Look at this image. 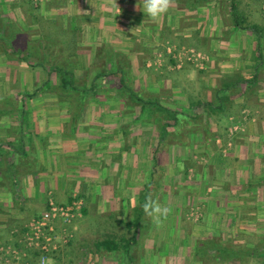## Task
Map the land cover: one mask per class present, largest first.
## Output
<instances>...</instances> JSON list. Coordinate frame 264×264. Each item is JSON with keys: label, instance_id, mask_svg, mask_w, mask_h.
Returning a JSON list of instances; mask_svg holds the SVG:
<instances>
[{"label": "rangeland", "instance_id": "rangeland-1", "mask_svg": "<svg viewBox=\"0 0 264 264\" xmlns=\"http://www.w3.org/2000/svg\"><path fill=\"white\" fill-rule=\"evenodd\" d=\"M186 1L175 0L167 14L152 22L142 0H116L118 15L110 0H0L4 21H17L32 40L57 42L61 57L86 88L95 78L93 64L102 69L107 51L119 54L114 64L123 73L96 79L101 91L87 99L92 112L83 115L113 119L114 112L104 114L99 107L120 104L125 125L138 117L137 130L146 142L138 146L140 155L146 148V158L159 156L142 165L146 171L147 165L154 170L158 164V181L139 177V192L126 193L127 203L115 198L106 202L107 210L89 207L75 232L68 231L71 239L54 256L56 264H264V0H206L203 7L210 10L199 15ZM233 19L242 28L234 35ZM189 50L204 58L203 69L182 56ZM60 78L56 73L50 77L55 85ZM47 81L49 71L35 61L27 66L0 56V108L70 106L46 91L33 99L18 95H31ZM123 83L159 101L160 108L189 118L178 133L173 127L166 130L164 138L159 119L146 113L139 118L137 101ZM207 104L224 110L212 113ZM58 114L74 119L70 112ZM22 115L23 110L10 117ZM149 194L171 209L160 226L142 210ZM233 202L247 211L232 212ZM137 220H150L148 229ZM119 237L130 244V257L92 255L97 241ZM248 250L262 255H244ZM12 258L0 253V264L16 263Z\"/></svg>", "mask_w": 264, "mask_h": 264}, {"label": "crops", "instance_id": "crops-1", "mask_svg": "<svg viewBox=\"0 0 264 264\" xmlns=\"http://www.w3.org/2000/svg\"><path fill=\"white\" fill-rule=\"evenodd\" d=\"M204 8L203 2L198 1V15L210 10ZM210 20L204 21L208 24ZM233 20L230 32L234 35L239 27L242 28L239 26L241 21ZM253 30L258 34L256 28ZM234 44L239 45V40ZM23 94L20 92L18 95L23 98ZM60 106L0 108V114L7 115L0 118V244L17 247L20 256L12 259L16 261L14 264H40L39 254L35 255V250L20 244L21 234L48 209L50 199L58 204H66L73 199L84 201L82 218L67 228L69 232H75L78 222L92 206L97 204L99 206L95 207L104 211L107 210L106 202L115 198L127 203L126 193L139 192L136 182L139 177L146 176V181L147 176L151 177L152 184H155L153 166L147 165V170L143 171L142 165L149 159L155 162L157 156L146 158V148L141 155L138 152V146L146 142L144 135L140 137V130H137L140 128L137 116L135 120L131 118L127 127L120 115L124 111L123 106L103 104L99 107L101 113L114 112L113 119H107L106 114L103 118L100 114L92 117L94 120L88 119L90 115L86 118L83 112H92V108L85 106L78 119L72 115L74 119L70 120V115L59 116L58 113H71V108ZM22 110L24 115L21 118L10 117L11 113ZM152 184L147 192H152ZM120 205L123 208V204ZM229 207L248 209L237 202ZM149 222L137 220L136 224L145 225L148 229ZM121 239L115 238L116 241Z\"/></svg>", "mask_w": 264, "mask_h": 264}, {"label": "trees", "instance_id": "trees-1", "mask_svg": "<svg viewBox=\"0 0 264 264\" xmlns=\"http://www.w3.org/2000/svg\"><path fill=\"white\" fill-rule=\"evenodd\" d=\"M18 1L21 2V0ZM198 1L202 4V2L206 0H188L186 1V7H188L189 9L198 8ZM231 1L232 3L234 2V0ZM13 4H15V2L11 3V5ZM235 17L237 18V15H235ZM21 40H23V44L21 43L18 47H15L14 44L16 43V41L21 42ZM1 44V57H4L5 59L16 60L19 63L27 66H31L33 61H35L45 71H49V81H47L43 87H40L36 91H34L31 95L26 93L25 95H23V97L33 99L43 93V91H46L50 94H55L60 100L70 104L69 107L71 108V113L76 117V119L80 117L81 110L85 106H87V99H91L97 96L101 91L99 90L100 88L96 85V79L101 77H108L112 74L123 73L121 66L117 64L116 68L114 64L115 57H119L120 55L114 53L112 50H109L103 55L105 65H103L102 69H104L105 72H102V69L98 67L99 63H94L93 67L96 70L95 78L90 83L89 88H86L84 84L78 83L80 81H78V79L76 78L74 71L68 68V63L64 58L61 57V51L58 48L59 46L57 42H55L54 40H50V38L47 37L39 38L38 40H32L28 38L27 34L22 30L17 21L11 19L4 21L3 16L0 15V45ZM52 54H54V56ZM55 73L60 75L61 77L57 85L52 84V81L50 79V77H52V75ZM122 85L124 89H128L129 96L137 101V105L139 107V117H141L143 113H146V115L149 114L150 117H156L157 119H159L158 124L162 125H160L161 127H159V130L160 132H163L164 138L168 134L166 130H168L170 127H173V129H176L178 133V128L184 126L183 121L189 118V116L184 113L169 111L168 109L165 110L164 108H160L161 104L159 103V101H156L152 97L145 99L143 98L145 97L144 95H142L140 92L135 91L132 87L128 88L127 86H125V83H123ZM208 106L210 107V111L212 113L215 112L216 109H218V111L224 110L223 106L214 108L213 105L207 104L206 107ZM157 113L161 115L165 114L166 117H161V115L157 116ZM169 116H171V119L169 118ZM161 120H163L164 123ZM155 166L154 181L156 183L159 178L157 167L158 164H155ZM92 251L94 254H98V252L101 251L108 253L122 252L126 253L130 257V244L126 243L125 239L123 238L120 241H116L115 239L101 240L97 241L94 244ZM35 255H38L37 252L35 253ZM234 255H240V252L234 253ZM244 255L258 256L260 254L256 250H248V252Z\"/></svg>", "mask_w": 264, "mask_h": 264}, {"label": "built area", "instance_id": "built-area-1", "mask_svg": "<svg viewBox=\"0 0 264 264\" xmlns=\"http://www.w3.org/2000/svg\"><path fill=\"white\" fill-rule=\"evenodd\" d=\"M182 56L203 69L204 58L194 50L185 51ZM179 58L181 59V55ZM83 208L84 201L82 199H73L66 204H58L50 199L48 209L34 219L29 227L22 232L20 244L35 250L39 254V263L42 257L51 258L54 261V256L59 249L69 243L71 235L67 228L82 218ZM0 253L5 257H13L12 259H18L20 256L17 247L11 244H0ZM54 264H56L55 261Z\"/></svg>", "mask_w": 264, "mask_h": 264}, {"label": "clouds", "instance_id": "clouds-1", "mask_svg": "<svg viewBox=\"0 0 264 264\" xmlns=\"http://www.w3.org/2000/svg\"><path fill=\"white\" fill-rule=\"evenodd\" d=\"M110 2L119 10L117 13L118 15L121 9L117 6L116 0H110ZM174 3L175 0H142V10L152 22H157L162 16L168 13ZM137 8H139L138 5ZM132 204L135 206L134 199ZM142 210L145 216L150 218L157 226L162 225L163 221L166 220L171 213L169 207L161 205L158 200L152 198L151 194L146 197L145 202L142 205ZM40 264H54V261L51 258L42 257Z\"/></svg>", "mask_w": 264, "mask_h": 264}]
</instances>
